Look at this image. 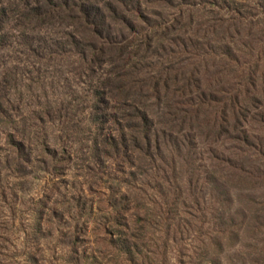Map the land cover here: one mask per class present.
<instances>
[{"label":"trees","instance_id":"obj_1","mask_svg":"<svg viewBox=\"0 0 264 264\" xmlns=\"http://www.w3.org/2000/svg\"><path fill=\"white\" fill-rule=\"evenodd\" d=\"M252 1L264 9V0ZM230 2L238 0H0V52L16 47L25 60H36L24 74L3 69L0 79V127L9 131L7 149L0 147V264L15 257L41 264L44 251L66 253V264H135V233L145 225L161 230L169 249L180 241L181 215L192 231L206 211L197 162L187 159L201 141L237 144L240 152L219 144L223 153L215 149L210 161L222 173L254 178L240 160L252 150L264 155V142L247 127L254 113L264 119V67L257 53L264 42L242 31L253 22ZM11 21L21 29L18 37L6 33ZM40 65L87 80L86 98L73 91L51 100L42 92L25 111L12 93L21 85L28 91L40 86ZM55 81L53 75L46 87L55 89ZM55 124L65 137L83 134L84 127L93 155L90 195L70 193L65 203L53 196L72 155L50 142L45 129ZM171 144L176 155L170 158L165 151ZM40 163L57 180L28 207L19 197L25 194L21 183ZM185 165L193 167L187 180ZM140 176L150 178L142 184L153 190L141 201L133 185ZM142 201L147 208L135 213ZM49 241L59 247L50 249ZM189 259L195 264V257Z\"/></svg>","mask_w":264,"mask_h":264},{"label":"rangeland","instance_id":"obj_2","mask_svg":"<svg viewBox=\"0 0 264 264\" xmlns=\"http://www.w3.org/2000/svg\"><path fill=\"white\" fill-rule=\"evenodd\" d=\"M231 1V0H230ZM231 3V2H230ZM233 4V3H231ZM236 5V4H235ZM234 6V4H233ZM240 9L249 23L253 22L252 29L249 26L242 27L244 33H253V37L262 40L264 42V9L258 6V2L252 0H238L236 6ZM212 17V16H211ZM21 29L16 27V24L11 21L6 25V33L10 36H19V31ZM246 42L251 41V39H245ZM261 44V48L257 51L258 55L261 56L262 64L264 67V43ZM258 45V43H257ZM249 50V53L247 52ZM18 51L16 47L10 50H5L0 52V79L3 69L15 67L19 73L24 74V69H27V63H32L35 65L36 60L33 58H28L25 60ZM246 54H251V47L247 48ZM16 61V63H15ZM250 61L255 63V59L251 58ZM67 61H64L66 63ZM67 64V63H66ZM30 66V65H29ZM37 67V66H36ZM42 70L41 76L43 77L40 83L32 87L29 91L24 88L23 85L18 88L19 92L12 93V99L17 102L18 105L24 106V110H28L26 104L34 105L39 99L37 96L43 95L42 92H47L49 98L52 99H62V94H73V91L77 93L80 97L86 98V92L89 90L88 81L85 79H78L73 74H70V70L66 68H58L57 66H38ZM53 67V68H52ZM55 76V82L53 86L55 89L50 90L46 87L47 82H51V77ZM61 87H64L62 89ZM74 93V94H75ZM259 106H264V94H261ZM254 103L253 100L250 103ZM253 106V105H252ZM259 107H252V110ZM254 111H252L253 114ZM254 113L253 115H255ZM249 120V125L247 126L250 131L253 130L254 134L258 136L264 142V119L260 117H253ZM263 122V123H262ZM45 129L49 135L50 142L52 144L56 143L59 150L66 149L72 155V161L67 163L66 175H59V181L61 185L58 186V194L55 193L53 200L65 203L66 198L69 197L70 193L76 195H82L87 193L89 186L96 181L95 179H90L88 173V166L93 162V155L89 150V142H86L85 137H88L87 132L83 127V134L78 136L65 135L60 131L62 126L55 124V126L47 125ZM86 128V126H85ZM9 131L4 127H0V147L7 149L6 147V137ZM28 135V131H26ZM214 141V139H212ZM220 142V141H219ZM219 144H224L231 151L236 150L237 144L229 143L226 139H222ZM218 142L211 143L207 140L205 143L200 142L199 150L196 154H191L193 158L191 161L197 162L199 181L198 194L203 198V203H205V214L203 217L197 215L199 221L198 225H194L192 231L188 230L185 225L188 218L178 219V223L183 226L180 235V241L177 244H169L168 248H165V243L167 245V239H164L165 235L162 234L161 230L154 228H137L139 231L135 233L137 238V244L139 248L137 249L138 260L135 264H150L155 261L156 264H179L176 256L178 257L180 253V259L183 260L184 264H189L192 260L190 257H195V264H210L211 261L215 262L212 264H264V155L256 153L255 150L248 151L251 153L243 156L240 162H245L246 170L254 174L253 177H243L235 176V174H226L220 171V166L216 162L210 161L211 152L215 149L219 153H223L224 149H221ZM212 145V148H211ZM34 146V152H36V146ZM60 146V147H59ZM38 147V146H37ZM238 149L236 152H240ZM176 155L175 147L171 144L167 147L165 151V156L170 157ZM229 154V153H228ZM240 153L239 155H241ZM239 160V159H238ZM65 163H62L64 166ZM203 166V167H201ZM207 167V168H206ZM215 168V170H214ZM34 172V177L22 181L21 188L25 190V194L21 197L22 202L26 203L28 207L31 205V201L37 200L41 197V194L45 191L46 187H52L57 180L52 174H47L44 170L46 167L44 165L37 164ZM146 170L145 172H147ZM217 171V172H216ZM193 172V167L184 166L181 170V175L187 180L188 174ZM208 172H214L207 177ZM231 173V172H230ZM122 176V175H119ZM121 178H124L123 176ZM139 179L142 181L138 183L137 181L133 183L134 186H139L141 191H137L140 194L138 198L140 201L143 198H147L146 194L151 196L153 190L147 186L146 182L150 178L147 176H140ZM217 183H214V181ZM11 184V180H9ZM129 181V180H128ZM55 186V185H54ZM126 186H130L129 182H126ZM184 188L188 189V184L184 183ZM57 188V187H56ZM90 195V193H87ZM92 200L94 197H91ZM193 206V205H189ZM68 207V206H67ZM147 208L145 202H141L140 207L135 211V213L143 214L142 211ZM34 209V208H33ZM141 210V211H140ZM36 210L33 211L32 221L35 219ZM6 216L9 214L6 209L1 211ZM21 215V214H18ZM23 217L26 219L28 216L24 214ZM30 218V217H29ZM90 219L92 217L90 216ZM143 220H147L146 217ZM192 221L191 219H189ZM139 219L136 216L135 222ZM142 224V223H139ZM22 239L21 234H17V239ZM159 239H164L159 241ZM14 241V239H13ZM50 242V249L54 247H59L53 241ZM14 243H19L14 241ZM145 247V248H144ZM62 251L64 248H61ZM20 251V249H19ZM196 253V254H195ZM64 254H58L57 256H51L52 254L44 251V256L41 258V264H66L63 261ZM141 254V256H140ZM168 255V258L162 259V256ZM10 264H29L26 258L16 259L13 258Z\"/></svg>","mask_w":264,"mask_h":264}]
</instances>
